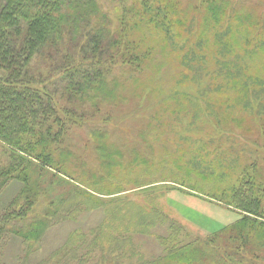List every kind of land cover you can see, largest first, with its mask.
I'll list each match as a JSON object with an SVG mask.
<instances>
[{
	"label": "trees",
	"instance_id": "16d2710c",
	"mask_svg": "<svg viewBox=\"0 0 264 264\" xmlns=\"http://www.w3.org/2000/svg\"><path fill=\"white\" fill-rule=\"evenodd\" d=\"M110 1L117 2L115 8L120 9L116 13H120V25H114L113 14L104 9V0H0V69L4 72L0 75V195L14 182L20 183L18 192L0 213V264H6L1 260L9 239L21 235L26 252L32 253L39 248L43 233H31L61 219L73 218L77 211L106 205V200L89 189L113 194L110 184L98 185L84 174L78 180V174L71 170L80 158L67 143L73 127L88 128L96 149L102 153V165L116 171L125 164L116 158L123 153H119L116 140L111 141L110 136L119 135L120 130L119 136L136 145H142L141 141L156 145L166 131L155 129L166 126L167 115L181 125L186 136L184 143L188 139L206 143L204 135L224 138L234 134L238 138L257 132V148L264 150V145H259V137L264 138V66L261 73H246L233 67L243 53L264 57V21L259 13L235 10L232 0H197L195 4L192 0ZM128 1L132 3L126 4ZM143 28L156 37L151 39L150 33H143L142 39L138 38L136 33ZM159 42L170 50L184 72L180 77L175 75L170 84L153 80L149 94L157 92L158 96L148 97L147 92L137 91L142 82L133 75L147 68L157 69L159 64L153 54L161 47ZM210 52H239L237 62L228 63L224 57L216 59L221 67L219 76L224 74L217 82L209 77ZM187 68L195 69L194 75ZM207 75L208 83L202 80ZM128 81L129 96L122 94ZM192 83L196 93L191 92ZM131 95L140 101L127 117L140 120V124L128 131L114 120H124L125 116H114L111 107L134 101L135 96L129 98ZM232 107L240 115L251 113L248 122L240 124L241 118L216 112ZM212 127L217 129L205 130ZM131 133L138 141L131 138ZM219 143H223L222 139ZM170 151L166 147L164 153ZM126 157L138 161L136 166L141 162L138 150ZM194 162L202 164L195 158ZM243 169L244 177L227 200L243 210L242 217L223 235L196 240L206 245L209 255L200 253L204 246L195 242L179 244L171 237L165 257L180 259L169 264H242L247 248L255 250V230L264 237V221L257 219L264 215V179L259 178L264 176L246 171V166ZM111 177L118 179L117 175ZM102 179L111 181L109 177ZM58 185L69 195L59 203L55 198L50 203L39 201L40 197L51 195ZM124 206L120 203L110 210L112 218L124 214ZM148 214L143 210L139 222L143 223ZM110 224V220L105 222ZM126 227L133 241L132 224ZM78 244L71 239L47 264H57L69 253L82 263ZM69 245L77 246L68 249ZM20 260V264H30L29 260Z\"/></svg>",
	"mask_w": 264,
	"mask_h": 264
},
{
	"label": "rangeland",
	"instance_id": "374dc122",
	"mask_svg": "<svg viewBox=\"0 0 264 264\" xmlns=\"http://www.w3.org/2000/svg\"><path fill=\"white\" fill-rule=\"evenodd\" d=\"M196 2L197 0H192L193 4ZM232 2L233 9L243 8L254 14L259 13L264 21V0H232ZM104 3V9L114 16L112 18L114 25H120V13L116 14L120 12V9L115 8L118 7L117 2L104 0ZM131 3L132 1L126 2V4ZM244 6L249 9H245ZM111 9L114 10V13ZM229 14H232L231 9ZM143 33H150L151 39L156 37L155 33L147 32L145 28L139 30L136 36L142 39ZM159 44L161 47L154 50L153 54L154 61L159 64L157 69L147 68L137 75L132 74L142 82L137 87V91L147 92L148 97L158 96L157 92L149 94V87L153 80L170 84L175 75L180 77L184 72L181 64L170 54V50L165 49L161 42ZM210 53L212 54L209 58L211 60L209 77L210 80L217 82L218 78H224V74L219 76L221 67L216 64V59L224 57L228 63L237 62L236 54L239 52L236 54ZM240 56L241 61L233 64V67L241 68L246 73L252 71L261 73L264 57H252L247 53ZM149 63L155 64L152 61ZM187 70L191 75L196 72L193 68H187ZM3 73L0 69V75ZM202 80L208 83V75ZM130 89L128 81L126 85H123L122 94L129 96ZM191 92L196 93L194 83L191 84ZM132 96L135 95H131L129 98ZM214 97L215 95L212 93V98L214 99ZM139 101L135 96L134 101L119 103L115 108L111 107L114 116H125L124 120L123 118H118L120 121L114 119L121 129L131 131L140 124V120L134 121L127 117V113L134 109ZM105 103H101V105L104 106ZM151 109L152 107L149 106L148 110ZM216 112L233 118H241L240 124L247 123L251 115L247 112H241L240 115L235 107L230 110L219 108ZM165 120V127L155 129L166 131L161 134L162 139L156 145L149 146L150 144L143 141H141L142 145H136L132 140L119 136L120 130L119 135L110 136L111 141L116 140L114 144L117 145L119 153L120 151L123 153L122 156L119 155L116 158L123 161L125 166H120L117 171L102 165L99 157L102 153L96 149L92 137L88 134V128L85 125L81 128L73 127L72 137L68 139L67 143L69 142V145L73 146L80 158L77 165L71 170L78 174L76 176L78 180L79 176L84 174L87 179L95 181L98 185L101 182L105 185L110 184L113 194H99L89 189L100 199L106 200V205L104 204L98 209L87 208L77 211L73 218L61 219L56 224L46 225L37 232L31 233V235L43 233L39 248L37 247L38 249L32 253L26 252L25 240L21 235L9 239L11 241L4 246L5 250L1 261L6 264H20V259H26V261H30V264H47L49 259L55 258L71 239L79 242L78 254L83 258L82 263L69 253L66 257L60 258L57 264H169L180 259V256L165 257L167 243L171 237H175L179 244L189 245L195 242L197 245L204 246L205 248L200 253L209 255L206 245L197 243L196 240L204 241L209 236L219 237L242 217L243 210L233 204L230 205L231 203H228L227 200L229 197H233V188L244 177L243 166L247 167L246 171L262 173L264 176V157H261L264 155V150L257 148V132L247 134V136L239 135L238 138L234 134L224 138L217 134L204 135L206 143L201 140L193 142L190 139L184 143L183 140L186 136H184L182 128L179 127L181 125L169 115ZM185 127L190 128L189 131L192 130V127ZM214 129L217 128L212 127L205 130ZM192 137L193 135L190 136L191 139H193ZM131 138L138 141V137L134 134ZM249 138H252L253 142ZM221 139L222 144L219 143ZM259 140V145H264V138L259 137ZM166 147L171 151L164 153ZM137 150L141 156V162L136 166L138 161L128 160L126 156L129 158L131 153ZM259 153L261 154L259 155ZM194 158L202 164H196ZM195 165L200 166L195 168ZM57 175L64 176L60 173ZM114 175H117L118 179L111 177ZM102 177H109L111 181H105ZM34 178L38 179L36 176ZM259 178L264 179L262 176ZM44 185L47 187V184ZM19 187L20 183L16 181L0 195V213L3 205L18 192ZM50 194L40 197L39 201L50 203L55 198L59 203L62 197L69 195L60 185L55 186ZM120 203L125 204L122 209L124 214L116 218L114 215L112 218L110 210L117 208ZM143 210L149 214L145 221L140 223L139 214ZM257 219L264 221V215ZM107 220L111 222L109 226L105 225ZM145 223L148 225L143 228L138 227V224ZM129 224H132L133 228L131 229L133 241L126 227ZM252 239L255 250L250 251L249 248H247L248 251L245 250L247 253L242 264H264V237L259 236L258 231L255 230ZM76 246L66 247L69 249ZM257 246L259 250H257ZM109 254L110 257L107 256ZM130 255L132 257H129ZM182 260L184 261V259Z\"/></svg>",
	"mask_w": 264,
	"mask_h": 264
}]
</instances>
